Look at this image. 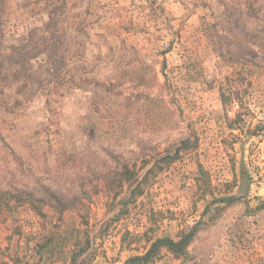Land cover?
<instances>
[{
	"label": "rangeland",
	"instance_id": "obj_1",
	"mask_svg": "<svg viewBox=\"0 0 264 264\" xmlns=\"http://www.w3.org/2000/svg\"><path fill=\"white\" fill-rule=\"evenodd\" d=\"M198 223L149 264H264V0H0V264Z\"/></svg>",
	"mask_w": 264,
	"mask_h": 264
},
{
	"label": "trees",
	"instance_id": "obj_2",
	"mask_svg": "<svg viewBox=\"0 0 264 264\" xmlns=\"http://www.w3.org/2000/svg\"><path fill=\"white\" fill-rule=\"evenodd\" d=\"M194 148V143L191 140H185L181 143V146L177 149L176 155H179L181 151H188ZM174 159V157H168L167 161ZM166 160V159H164ZM129 174V171H127ZM139 190V186L137 188ZM234 198L222 199V203H231ZM198 224L194 226H188L182 232L178 240L170 238H159L150 247V249L142 256L132 257L125 264H149L153 262L159 255L162 249H166L174 255L181 256L187 253L188 247L191 245L196 237L198 231Z\"/></svg>",
	"mask_w": 264,
	"mask_h": 264
}]
</instances>
